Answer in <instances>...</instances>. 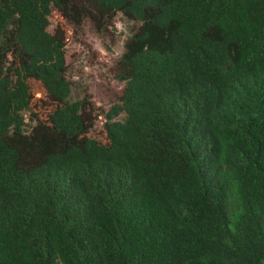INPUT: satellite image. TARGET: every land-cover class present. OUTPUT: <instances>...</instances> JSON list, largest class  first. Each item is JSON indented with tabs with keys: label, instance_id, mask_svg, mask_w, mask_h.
<instances>
[{
	"label": "trees",
	"instance_id": "16d2710c",
	"mask_svg": "<svg viewBox=\"0 0 264 264\" xmlns=\"http://www.w3.org/2000/svg\"><path fill=\"white\" fill-rule=\"evenodd\" d=\"M53 11L137 23L105 142ZM0 264H264V0H0Z\"/></svg>",
	"mask_w": 264,
	"mask_h": 264
},
{
	"label": "rangeland",
	"instance_id": "374dc122",
	"mask_svg": "<svg viewBox=\"0 0 264 264\" xmlns=\"http://www.w3.org/2000/svg\"><path fill=\"white\" fill-rule=\"evenodd\" d=\"M49 32L60 27L66 33V61L68 77L72 83V99L85 100L91 105L95 125L92 137L106 141V115L121 104L126 82L119 78L118 63L125 51V43L137 28V23L122 14L115 19L113 27L99 32L94 24L85 20L81 26H74L57 11L50 18ZM35 94L33 111L41 115L46 106V93L38 82H32ZM27 122L33 124L30 113Z\"/></svg>",
	"mask_w": 264,
	"mask_h": 264
}]
</instances>
